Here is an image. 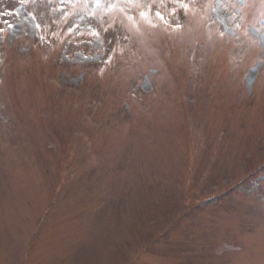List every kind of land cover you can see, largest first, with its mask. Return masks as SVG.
Instances as JSON below:
<instances>
[{"label": "rangeland", "instance_id": "rangeland-1", "mask_svg": "<svg viewBox=\"0 0 264 264\" xmlns=\"http://www.w3.org/2000/svg\"><path fill=\"white\" fill-rule=\"evenodd\" d=\"M0 29V264H264V0H0Z\"/></svg>", "mask_w": 264, "mask_h": 264}, {"label": "snow or ice", "instance_id": "snow-or-ice-1", "mask_svg": "<svg viewBox=\"0 0 264 264\" xmlns=\"http://www.w3.org/2000/svg\"><path fill=\"white\" fill-rule=\"evenodd\" d=\"M141 15L144 16L145 13H141ZM156 16L159 17L161 20L164 19V17H163V16L161 15V13H159V12L156 13ZM37 27H39V25H37ZM0 32H3V29H0Z\"/></svg>", "mask_w": 264, "mask_h": 264}]
</instances>
